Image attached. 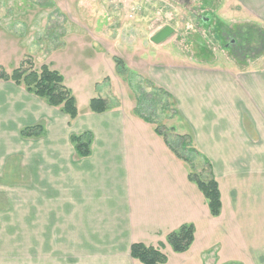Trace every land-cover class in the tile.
<instances>
[{"label": "crops", "instance_id": "0c3cea01", "mask_svg": "<svg viewBox=\"0 0 264 264\" xmlns=\"http://www.w3.org/2000/svg\"><path fill=\"white\" fill-rule=\"evenodd\" d=\"M57 2L63 15L72 7L87 12L92 27L96 22L91 14L113 11L107 0ZM240 2L244 14L264 19V0ZM14 6V0L0 3V60L15 59L18 50L27 54L19 47L23 37L64 18L53 13L41 23L47 8L41 12L35 3L39 25H18L27 30L20 35L8 26L14 22ZM79 13L72 22H80ZM224 56L215 68L165 65L148 75L174 98L184 135L191 136L192 146L212 165L222 201L218 217L210 214L207 199L189 179L190 166L156 133L155 124L133 113L137 102L129 106L120 101L103 114L90 112L88 105L83 111L78 108L79 116L70 121L60 108L24 87L0 81L2 131L16 121V89L33 98V106L25 107L24 117L28 113L30 120H25L20 137L23 169L38 174L33 210L37 203L40 227L56 237L68 236L71 252H81L87 264H138L130 253L134 243L164 252L170 247L168 235L190 224L195 241L178 254L186 257L182 264H264V52L249 58ZM36 126L42 127L40 136H21L23 129ZM85 132L93 135L91 155L80 158L71 136Z\"/></svg>", "mask_w": 264, "mask_h": 264}, {"label": "rangeland", "instance_id": "374dc122", "mask_svg": "<svg viewBox=\"0 0 264 264\" xmlns=\"http://www.w3.org/2000/svg\"><path fill=\"white\" fill-rule=\"evenodd\" d=\"M113 1L117 0H107L112 2L111 13L91 14L96 22L92 27L87 12L79 13L72 7L66 8L69 12L63 15L57 0H14L11 14L14 22L8 26L20 35L27 30L18 29V25L25 28L38 23V11L33 10L35 3L41 12L47 8L41 14L42 19L45 17L41 23H47L53 13V17L57 14L64 18L55 23L52 21L55 19H49L46 28L36 33L32 30L19 45L27 54L18 50L13 58L23 57L21 60H0V66L10 74L28 57L36 68L49 65L64 76L82 111L92 98L98 97L107 99L113 106L120 101L132 106L138 92L150 94L158 88L148 77L154 67L215 68L219 60L227 58L224 55L232 53L230 45L234 38H223V31L245 25L262 26L264 30L261 24L264 19L254 20L251 14H244L241 0ZM135 6L139 10H133ZM78 13L80 22H72ZM166 26L174 28V34L159 45L153 43L152 37ZM116 60H121L122 66ZM15 94L12 115L16 121L7 131L0 128V264H87L81 252H71L73 246L68 236L56 237L48 228L40 227L37 203L33 210V198L38 196V174L23 169L24 140L20 137L21 127L29 116L27 113L24 117L25 107L33 106V98L18 89ZM156 98L161 100L152 114L157 125L172 137L184 136L177 104L162 93H157ZM133 113L136 114V106ZM195 162L197 171H204L203 160L197 158ZM206 174L207 171L203 176L208 180ZM164 253L170 259L169 264L186 261V257L173 253L170 247Z\"/></svg>", "mask_w": 264, "mask_h": 264}, {"label": "trees", "instance_id": "16d2710c", "mask_svg": "<svg viewBox=\"0 0 264 264\" xmlns=\"http://www.w3.org/2000/svg\"><path fill=\"white\" fill-rule=\"evenodd\" d=\"M221 35L226 39L228 37L234 38L233 43L230 45L233 54L244 55L246 58H249L247 56L250 54L257 56L264 52V30L258 26H237L235 29H226ZM116 63L118 66H122L121 60H116ZM0 81L13 82L17 86L24 87L29 94L44 100L49 106L60 108L62 113L69 117L70 121H74L79 116L76 98L72 90L65 84L64 76L47 64L36 68L34 61H32L31 57H28L10 74L0 66ZM138 93L136 114L146 122L155 124L156 133L164 138L168 147L179 159L185 161L190 166L189 179L197 185L207 199L210 214L213 217H218L222 210L221 193L210 161L192 146L191 136L175 135L172 137L169 133H166L165 128L157 125V121L152 115L155 111V106L161 102L160 99L156 98L157 93H162L172 100L174 98L161 88H155V92L150 94L142 93L140 95V92ZM174 104H177L175 100ZM113 107L105 98H92L89 101V110L95 114L106 113ZM177 113L180 115L179 111ZM41 133L42 127L36 126L23 129L21 136L23 138L38 137ZM92 142L93 135L91 132L71 136V143L80 158L91 155ZM197 158H201L206 165L204 171H207L208 180L203 176L205 174L204 171L201 173L197 171L195 162ZM195 232L194 225H184L179 230L168 235L167 243L174 253H186L195 241ZM130 253L132 259L138 262V264H166L168 262V257L161 247L134 243L131 246Z\"/></svg>", "mask_w": 264, "mask_h": 264}, {"label": "water", "instance_id": "95a60500", "mask_svg": "<svg viewBox=\"0 0 264 264\" xmlns=\"http://www.w3.org/2000/svg\"><path fill=\"white\" fill-rule=\"evenodd\" d=\"M174 32V28L166 26L152 37V42L159 45L170 38Z\"/></svg>", "mask_w": 264, "mask_h": 264}]
</instances>
